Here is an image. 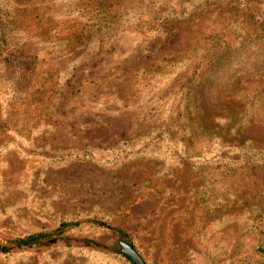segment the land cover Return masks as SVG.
Masks as SVG:
<instances>
[{
    "label": "rangeland",
    "instance_id": "1",
    "mask_svg": "<svg viewBox=\"0 0 264 264\" xmlns=\"http://www.w3.org/2000/svg\"><path fill=\"white\" fill-rule=\"evenodd\" d=\"M168 2L179 7L178 0ZM41 4L0 0V49L6 53L5 59L0 57V244L22 243L35 234L45 235L38 241L73 238L110 248L120 240L135 244L146 264H210L209 258H201L194 250L181 255L171 248L177 234L189 229L186 225L175 230L184 216L181 213H192L184 221L195 222L187 235L195 234L196 249L210 239L221 244L220 239L231 238L244 217L258 211L264 195V167L230 164L223 159L235 156L230 149L220 153L203 145L204 155L209 153L214 160L206 167L203 160H196L197 150H189L185 160L166 147L148 145L143 139L150 127L166 130L172 123L186 124L191 78L207 64L174 66L176 74L163 82L162 95L146 96L145 105L136 94L135 82L140 78L136 68L153 66L147 70L153 72L163 59L189 61L209 37L218 36L227 44L238 42L231 14L212 11L193 22L174 24L169 40L157 56L147 60L140 61L135 54L142 35L124 33L107 40L100 55L75 72L74 88L68 91L72 95L59 105L48 95L49 85L59 79L72 54L65 38L51 36L61 16ZM13 45L20 48L19 57L8 51ZM249 126V139L263 149L264 128ZM214 127L210 123L198 131L197 142L208 143L217 136L232 140L229 128L216 134ZM155 133L148 137L152 139ZM142 134L140 143L129 145ZM62 149H66L64 154L90 155L82 162L75 160L76 155L62 161ZM201 203L203 210L196 208ZM63 221L79 223L58 232ZM89 222L122 229L125 240L101 229L89 238L69 233ZM226 226L228 234L213 237ZM0 253L5 254L0 264H129L121 257L124 254L74 243Z\"/></svg>",
    "mask_w": 264,
    "mask_h": 264
},
{
    "label": "trees",
    "instance_id": "2",
    "mask_svg": "<svg viewBox=\"0 0 264 264\" xmlns=\"http://www.w3.org/2000/svg\"><path fill=\"white\" fill-rule=\"evenodd\" d=\"M24 1L28 5H33L35 1L40 4L42 2L61 16L60 27L58 26L55 35L51 36L52 38H65L63 40L67 42L72 58L63 66L64 71H58L61 72L59 79L49 85L48 95L52 96V101L59 105L72 95L68 94V91L74 88L72 80L75 72L94 61L102 52V47L107 40L124 33L142 35V44L138 46L135 54L141 57L140 61L144 58L147 60L151 56H157L159 50L172 35L170 27L174 24L193 22L198 16L212 11L230 13L234 30L232 31L236 34L238 42L227 44L218 40V36L209 37L201 43L200 49L193 52L189 61L173 62L172 59H163L157 62L158 66L153 72L147 71L153 66L146 69L136 68L140 78L135 82V89L140 93L148 92L146 94L136 92V94L140 104L145 105L143 101L146 96L162 95L165 89L163 82L176 74L174 66L182 64L186 67L193 63L198 64V62L207 64L201 73L197 74L195 71L194 77L191 78L189 88L191 103L188 100L190 107L186 124L178 126V122L177 125L172 123L166 127V130L163 127H150L148 134L158 132L153 134L152 139L147 134L143 140L147 141L148 145L156 144L158 147H166L175 157L178 156L177 154H182L181 158L185 160H187L186 153L189 150H197L196 160H203L201 162H204L206 167L214 160L209 159V153L204 155L201 149L203 145H207L210 150L220 151V153L224 149L235 152L232 158L223 157L224 160L229 159L232 165L247 164L264 167V148L261 149L258 144L249 139L248 134L249 125H252L254 130L264 128V122L258 121L264 118V97L263 100L256 101L257 97L264 96V0H178V8L173 7L168 0ZM16 47L13 45L8 48V51L13 56L19 57L20 48ZM0 57L3 59L6 57V53L4 54L1 49ZM136 61L139 62V58ZM168 70L171 73H168ZM223 78L227 80L226 83L221 82ZM232 78L235 79L231 83ZM234 87L244 89V91L241 92L240 89L235 91ZM210 123L215 125L216 134H221L229 128L232 140L226 141L217 136L215 140L208 143H198L197 132ZM142 137L143 134L134 140V144L129 145L140 143ZM154 138L157 141L153 140ZM123 146L124 143L120 144L119 148ZM153 148L151 157L156 155ZM65 150H61L62 161H67L76 155V152L71 151L69 154H64ZM89 155L88 152L77 154L75 160L86 161ZM148 160L154 161V159ZM202 204L196 208L203 210ZM256 209H258L257 212L248 214L234 227L231 238L220 239L221 244L210 239L207 245L200 249H196L195 234L187 235L195 227V222L184 221V219L190 217L192 213H181L186 217L182 216L183 218L178 221L180 226H176L175 230L186 225L189 229L185 231V234L181 232L177 234V242H171V248L181 255H185L188 251L191 253L195 251L201 258H209L210 264H264V195L260 207ZM204 218L209 220L206 214ZM78 223L63 221L58 232H64ZM96 229L104 230L105 233L110 232L113 236L121 237L123 240L126 237L122 229L117 232L105 222L84 223L69 233L89 238L98 235L99 231ZM204 231L207 229L201 230V232ZM227 232L229 230L226 226L225 230L220 229L214 232L213 237L223 236L228 234ZM44 237L43 234L30 235L20 242H36ZM226 241H229V246L224 250ZM129 244L147 263L140 249L133 243ZM1 255L5 254L0 253ZM121 257L125 258L129 264H134L127 256L122 255Z\"/></svg>",
    "mask_w": 264,
    "mask_h": 264
},
{
    "label": "water",
    "instance_id": "3",
    "mask_svg": "<svg viewBox=\"0 0 264 264\" xmlns=\"http://www.w3.org/2000/svg\"><path fill=\"white\" fill-rule=\"evenodd\" d=\"M66 243H74L76 245L85 246L93 249L104 250L111 253H121L127 256L134 264H146L141 256L127 243L124 241H117L115 248H110L106 245L100 244L94 241L80 240L73 238H52L48 240L36 241L31 243H17L14 245H3L0 244V252L12 253V252H28L33 250H39L48 246H55Z\"/></svg>",
    "mask_w": 264,
    "mask_h": 264
}]
</instances>
